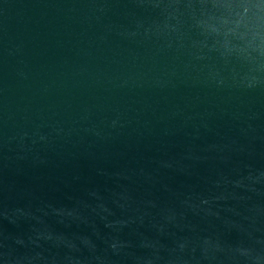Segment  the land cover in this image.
Returning a JSON list of instances; mask_svg holds the SVG:
<instances>
[{"label": "water", "instance_id": "water-1", "mask_svg": "<svg viewBox=\"0 0 264 264\" xmlns=\"http://www.w3.org/2000/svg\"><path fill=\"white\" fill-rule=\"evenodd\" d=\"M0 264H264V0H0Z\"/></svg>", "mask_w": 264, "mask_h": 264}]
</instances>
